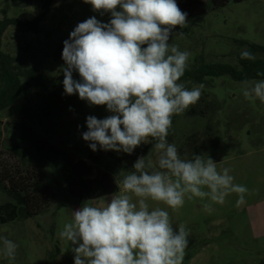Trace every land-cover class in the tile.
I'll list each match as a JSON object with an SVG mask.
<instances>
[{
    "label": "rangeland",
    "instance_id": "374dc122",
    "mask_svg": "<svg viewBox=\"0 0 264 264\" xmlns=\"http://www.w3.org/2000/svg\"><path fill=\"white\" fill-rule=\"evenodd\" d=\"M41 1L0 0V18L32 19ZM93 16L102 23L111 19L110 13L101 15L84 0H53L38 33L12 26L5 30L1 50L13 58L14 64L33 67L38 74L47 76L54 82L61 100L51 125L40 126L36 105L40 91L30 89L0 112V128L3 130L7 122H23L42 140L83 158L90 156L97 160V167L111 172L117 180L122 165L132 166L138 158L145 157L146 162L151 160L158 166L160 153L153 148L141 152L148 142L141 143L131 154L118 155L114 150H103L98 144L93 151L91 142L83 139L82 134L88 131V116L104 119L112 113L106 105H90L81 100L78 93L65 94L62 51L63 42L69 39L78 23ZM187 22L186 27L177 25L172 29L168 43L190 53L188 66L199 56L205 63L237 66V56L246 48L241 42L264 45V0L229 1L216 9L206 5L201 14L187 18ZM255 57L264 59V54ZM73 78L81 80L76 71ZM178 83L189 90L200 84L204 88L195 105L173 115L168 142L175 144L182 159H191L198 147L199 155L213 159L218 171L230 169L234 183L246 186L249 192L245 195L246 203L240 207H236L238 195L232 193L223 204L186 196L184 205L175 210L151 200L147 201L149 208L168 211L174 229L184 224L189 230L183 264H258L264 258V103L258 98L246 99L242 94L243 84L227 75L209 78L203 83ZM21 103L27 109H19ZM6 136L3 132V140ZM189 136L194 138L192 146L181 151ZM23 146V156H16L9 147H0V182L7 185L11 179L13 185L29 190L45 206L36 216L0 225V236L17 245L14 260L10 261L0 251V264H74L72 248L78 245L60 236L64 225L73 220L72 211L86 202L94 206L110 202L113 195L119 194V187L112 194L75 200L66 194L60 172L38 160L33 140L27 139ZM132 199L138 200L135 196ZM10 200L0 186V204ZM205 203H211V211L204 209Z\"/></svg>",
    "mask_w": 264,
    "mask_h": 264
},
{
    "label": "clouds",
    "instance_id": "9594fccd",
    "mask_svg": "<svg viewBox=\"0 0 264 264\" xmlns=\"http://www.w3.org/2000/svg\"><path fill=\"white\" fill-rule=\"evenodd\" d=\"M84 3L101 15L110 13L111 19L102 23L90 17L78 23L63 42L64 91L78 93L90 105H106L112 115L104 119L88 116L83 139L91 142L93 151L98 144L103 150L131 154L151 138L153 149L160 153L159 170L148 171L155 167L152 161L138 158L134 171L117 182L119 194L102 205L86 202L72 211L73 220L64 225L60 236L78 245L72 248L74 264H183L189 230L184 224L174 229L168 211L150 210L147 201L175 210L184 205L186 196L223 204L235 193L236 207H240L249 192L234 183L230 169L218 171L208 156L182 159L175 144L167 140L173 115L195 105L204 88L200 84L189 90L178 83L188 68L190 53L168 43L175 26L188 25L187 13L176 0ZM241 59L254 60L255 56L244 50ZM74 71L81 80L73 78ZM241 83L246 99L264 103V79ZM132 196L138 200L133 202ZM211 203H205L204 209L211 211ZM0 241V251L14 260L17 245L2 236Z\"/></svg>",
    "mask_w": 264,
    "mask_h": 264
},
{
    "label": "trees",
    "instance_id": "16d2710c",
    "mask_svg": "<svg viewBox=\"0 0 264 264\" xmlns=\"http://www.w3.org/2000/svg\"><path fill=\"white\" fill-rule=\"evenodd\" d=\"M53 0H42L41 6L37 14L29 20H20L18 18L3 16L0 18V112L12 106L16 101L28 90H38L37 99V119L38 125L50 126L56 113V108L61 100L58 91L54 88V82L49 80L47 76L38 74L33 67L22 68L14 64L13 58L1 50L2 35L5 30L12 26L24 32L38 33L40 31V22L45 18L49 7ZM229 1L240 2L242 0H176L179 8L187 13V18L195 17L204 11L206 5L211 9L224 6ZM119 10V8L117 9ZM246 45L244 50L250 51L254 56L256 54H264V45L241 42ZM143 45L142 47H146ZM237 66L228 63L212 62L205 63L199 56L194 59L191 66L185 71L181 81H192L194 83H203L206 79L214 78L222 75H227L233 80L242 82L247 79H262L264 75V59L255 57L254 60L241 59V53L237 56ZM19 109H27L21 103ZM174 117H172V123ZM3 132L7 134L3 140ZM171 138V132L167 140ZM27 139L33 140L34 152L39 161L50 164L57 169L65 183L66 194L75 200L84 198H96L117 191V180L122 181L123 177L134 171L133 165H122L118 172L121 176L116 180L111 172L98 168L97 160L83 158L66 151L63 148L57 147L46 140H42L35 134V130L23 122H7V126L2 130L0 128V147H9L16 156H23V142ZM148 146L141 148V152L153 148L155 141L149 138ZM193 137L186 138L181 151L187 150L192 146ZM114 152L118 155L124 154L123 151ZM182 153V152H181ZM197 149L193 155H199ZM193 157H191L192 159ZM90 159V162L88 160ZM96 167V168H95ZM148 171L159 170L158 166ZM8 184H1L2 189H5L11 200L0 204V225L13 222L16 220H24L36 216L41 211L44 204L38 203L32 192L13 185L11 179L7 180ZM258 264H264V258H261Z\"/></svg>",
    "mask_w": 264,
    "mask_h": 264
}]
</instances>
